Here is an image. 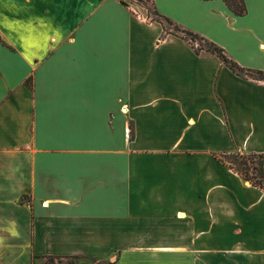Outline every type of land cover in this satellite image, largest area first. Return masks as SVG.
<instances>
[{
	"label": "crops",
	"instance_id": "0c3cea01",
	"mask_svg": "<svg viewBox=\"0 0 264 264\" xmlns=\"http://www.w3.org/2000/svg\"><path fill=\"white\" fill-rule=\"evenodd\" d=\"M145 1L0 0V264H264V0Z\"/></svg>",
	"mask_w": 264,
	"mask_h": 264
},
{
	"label": "trees",
	"instance_id": "16d2710c",
	"mask_svg": "<svg viewBox=\"0 0 264 264\" xmlns=\"http://www.w3.org/2000/svg\"><path fill=\"white\" fill-rule=\"evenodd\" d=\"M225 3L229 10H231L235 15L242 16L245 13V6L243 0H225ZM167 24H171L169 21L164 20ZM175 31L185 34V37H190L192 41H200L205 45V50L219 58V60L231 69L233 72L240 76H256L258 78H263L264 74L261 72L245 71L241 69L236 63L228 59L224 54L222 49L209 43L207 40L198 37L197 35L190 33L188 31L180 30L176 27L173 28ZM1 42V39H0ZM28 81V80H27ZM27 81L25 84L27 85ZM229 159V161L226 160ZM220 159L234 172L240 175L244 180L249 181L253 186L264 191V153L263 154H231L220 157ZM236 165L235 167L232 166ZM249 171H252L249 174ZM48 264H51L52 259H49Z\"/></svg>",
	"mask_w": 264,
	"mask_h": 264
},
{
	"label": "built area",
	"instance_id": "2783aa9c",
	"mask_svg": "<svg viewBox=\"0 0 264 264\" xmlns=\"http://www.w3.org/2000/svg\"><path fill=\"white\" fill-rule=\"evenodd\" d=\"M121 5L126 7L132 16L143 23L151 24L160 21L159 17L152 10L149 3L145 0H121ZM177 32V31H176ZM177 34L193 46L195 51L205 49L204 43L200 41H192L190 37H185V34L177 32ZM47 262H50L47 260ZM51 264H76L73 258L52 259Z\"/></svg>",
	"mask_w": 264,
	"mask_h": 264
},
{
	"label": "rangeland",
	"instance_id": "374dc122",
	"mask_svg": "<svg viewBox=\"0 0 264 264\" xmlns=\"http://www.w3.org/2000/svg\"><path fill=\"white\" fill-rule=\"evenodd\" d=\"M29 84H30V80H28V81H27V85H29ZM226 160H227V161H229V159H228V158H226ZM232 166H234V167H235L236 165H234V163H233V165H232ZM251 173H252V171H249V174H251ZM248 182H249V181H248ZM249 183H250V182H249Z\"/></svg>",
	"mask_w": 264,
	"mask_h": 264
}]
</instances>
